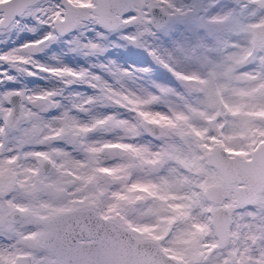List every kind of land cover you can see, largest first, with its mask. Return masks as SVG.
<instances>
[{"label": "snow or ice", "instance_id": "obj_1", "mask_svg": "<svg viewBox=\"0 0 264 264\" xmlns=\"http://www.w3.org/2000/svg\"><path fill=\"white\" fill-rule=\"evenodd\" d=\"M0 264H264V0H0Z\"/></svg>", "mask_w": 264, "mask_h": 264}]
</instances>
